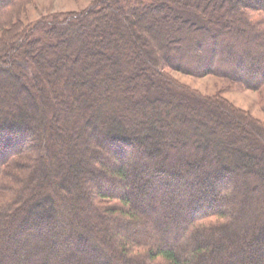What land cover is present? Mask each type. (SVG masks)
<instances>
[{"label": "trees", "instance_id": "obj_1", "mask_svg": "<svg viewBox=\"0 0 264 264\" xmlns=\"http://www.w3.org/2000/svg\"><path fill=\"white\" fill-rule=\"evenodd\" d=\"M33 1L0 0V246L21 244L9 259L70 263L83 232L51 246L56 195L69 224L91 216L106 243L122 237L127 264H241L248 251L264 264V122L164 72L253 90L264 113V0H92L25 24ZM26 228L47 253L21 249ZM97 251L85 254L111 264Z\"/></svg>", "mask_w": 264, "mask_h": 264}, {"label": "rangeland", "instance_id": "obj_2", "mask_svg": "<svg viewBox=\"0 0 264 264\" xmlns=\"http://www.w3.org/2000/svg\"><path fill=\"white\" fill-rule=\"evenodd\" d=\"M91 1L92 0H34L32 4L27 6L26 12L21 17V20L23 21V23L27 24V23H33V22L41 19L44 16H49V15L59 13V12H79V11L86 9L89 6V4L91 3ZM123 17L124 16L120 17L121 23L126 28L128 26V23L126 22V19L124 20ZM130 27H133V26L130 25ZM130 34H131V32H130ZM131 37L132 36H130V38ZM59 50H60L59 48H56L55 52L50 51V52L44 53L42 55H41V53H42V50H41L40 56L41 57L44 56L45 59L51 60L52 59V53L56 54L57 52H59ZM142 53L143 54L145 53L144 49L142 50ZM30 63L31 62H29V64ZM164 72L167 76L174 79L176 82L187 86L191 90H194V91H196V92H198V93H200L206 97L217 96V97L223 98L229 104H231L234 108L249 114L250 116H252L253 118H255L261 122H264V113L260 110V108L258 106V95L255 91L249 90V89L242 90V91H229L227 89L226 83L222 79L215 77V76H211V75L198 76L197 77V76L183 74V73H180L179 71L171 70V69H164ZM29 76L30 75H28V79L25 81V84L27 82L32 83V80H30ZM21 82L23 83L24 81L22 80ZM2 90H5V86L2 87L1 91ZM8 96H9V94H8ZM45 140H47V137ZM130 155L131 154L128 153V154L123 156V160H124L123 164L124 165L129 163L128 161L130 160V158H132ZM100 164L105 169H108V167H109V165H107V163H103L100 161ZM93 165H95V163H93ZM95 167H96V165H95ZM114 182L120 183L121 181L114 180ZM228 184L235 185L236 183H235V181L232 180L231 183L229 181ZM234 187H236V186H234ZM83 188L87 189V191L91 195V197L95 195V189H94V186L92 183H90V182L84 183ZM116 188L118 191L119 189H118L117 185L113 189H116ZM71 192L76 193L77 191L72 189V191L67 192L69 194V197L71 195ZM54 199L56 200V202H55L56 209H58L60 212L62 211L63 213L61 212L58 214H53L52 224H49V226H44L45 231L49 233L48 237H50V240H52L54 242V244H52L51 246L52 247L58 246L57 243H59L58 241H60L59 240L60 237L58 235L59 232L66 231L65 233H68V231H69V232L75 233V236L77 233L80 232L82 234V232H83L82 237H83L84 241H81L82 238L78 241V245L81 248H79L77 250H72L73 246L64 247L66 249L65 250V256L68 257V255H67L68 252H70V256L73 255L72 258H66V260L68 262H70L69 264H71L72 262H74V264H79V263L80 264H97L95 258H93V257L90 258V256L87 257L85 254L88 247L91 248L94 246L96 247V249L98 248V251L100 249L99 252L103 253V255L98 254V258L99 257H105V259L106 258L109 259V262L111 264H127L122 259L121 250H120V247H118V244H120L122 241L121 240L122 237L116 236V237H114V240L111 244H109V242L106 243V241L103 240V238L101 236H100V238H99V236H97L98 234H100V235L102 234V228H104L106 225L104 226L102 221H100V220L96 221L93 218H91V216H89L88 218L81 217L80 219L73 216V218H69L70 224H71L70 225L68 222L69 220L67 221L68 217L70 216L69 213H75L76 214L73 206L66 207L64 205L63 199L59 198L56 195H54ZM69 199H68V202H69ZM75 204L77 205V207H80L81 201L78 200L75 202ZM63 207L65 210H61V209H63ZM140 209L145 214H148V212H150L148 209V206L146 207L145 205L140 206ZM227 209H229V207L218 206L216 210H227ZM55 220H56L57 224L54 223ZM90 225L93 226V228L95 230H97L96 231L97 233H93V231L91 233H87V230L85 228H88ZM25 230H27V232L25 231L24 233H22L23 235H21V233L15 231L16 235H18V233L20 234V237H22L24 235L25 236L32 235L30 238V242L25 243L24 244L25 248H21V249L25 250V252H27L28 254L38 255V257L41 256V254H43V253L45 254L49 251L48 250L49 248H46V250H45V248L42 249L43 247L41 248L38 245L39 242L37 239H35V236H34L35 230L33 228H26ZM80 230H82V232ZM51 231H52V233H51ZM110 232H111V225L107 226V228H105V230H103V235L105 234V236H106ZM15 233H12V234H15ZM50 234H52V235L50 236ZM122 235L125 236V234H122ZM12 236L14 237L15 235H12ZM4 244L5 243H3L0 246V257H1L0 258V264H18L16 262L10 260L9 257L12 256L16 247L20 246L21 244L15 245L14 248L13 247L10 249L8 248L7 249L8 251H6V252L2 249L3 248L2 246ZM172 244L174 246L178 247V244L176 242H174ZM179 248H180V245H179ZM246 251H248V250H246ZM212 255L214 256L213 253H212ZM250 256H252V254L249 251L246 252L244 254V256L242 255L241 264H253L252 263L253 258H250ZM75 260H77V261L79 260V261L75 263ZM257 260H259L261 262V257H258ZM247 261H249V262H247ZM61 263H62V261H61ZM219 263L224 264L223 262H219Z\"/></svg>", "mask_w": 264, "mask_h": 264}]
</instances>
